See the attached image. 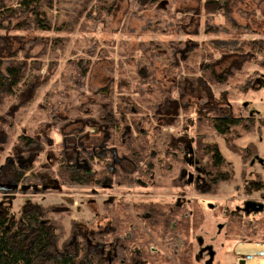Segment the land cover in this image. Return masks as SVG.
Segmentation results:
<instances>
[{
	"label": "rangeland",
	"instance_id": "obj_1",
	"mask_svg": "<svg viewBox=\"0 0 264 264\" xmlns=\"http://www.w3.org/2000/svg\"><path fill=\"white\" fill-rule=\"evenodd\" d=\"M19 1L4 4L13 8ZM45 1L50 4H43L42 17L54 24L49 32L28 28L25 18L13 19L8 31L0 30V38H21L9 39L13 52L18 51L15 60H35L23 81L32 75L49 78L33 99L22 104L16 100L21 85L0 92V183L17 184L11 192H0V208L7 207L10 218L21 220L26 206L61 205L62 214L55 218H62L65 237L71 223L79 232L109 233L107 259L119 249V242L129 239L131 229L149 233L151 208L164 215L170 206L197 203L207 216L201 221L198 214L189 218L191 264H234L233 242L260 236L264 211H238L228 215V221L225 215L242 201L254 203L261 192L246 196L235 190L241 161L215 137L221 154L238 173L223 183L228 185L223 194L222 190L216 194L233 200L213 199L216 195L209 193L191 146L198 135L214 136L208 117L264 118V1L259 5L244 0L222 14H207L205 0H157L146 5L137 0ZM18 23L22 31L14 30ZM240 47L252 57L241 68L227 70L226 61L218 62L224 53ZM3 61L4 68L9 60ZM202 91L214 97L216 109L205 102ZM166 97L178 100L181 110L176 126L160 128L151 113ZM103 109L118 123V130L108 131L111 140L105 148L86 151L81 140L101 129L87 124L102 123ZM19 136L32 137L33 146L18 144ZM170 136L186 137L182 151L167 148ZM249 136L260 139L243 133L234 144L243 147ZM121 153L137 166L123 162L127 169L123 173ZM22 168L29 171L20 179ZM73 171L83 172L88 181L77 185L70 180ZM150 193L155 197H147ZM158 219L155 225L163 230L164 221ZM113 224L117 231H112ZM64 247L73 249L72 244ZM160 249L171 264L176 263L161 244Z\"/></svg>",
	"mask_w": 264,
	"mask_h": 264
},
{
	"label": "trees",
	"instance_id": "obj_2",
	"mask_svg": "<svg viewBox=\"0 0 264 264\" xmlns=\"http://www.w3.org/2000/svg\"><path fill=\"white\" fill-rule=\"evenodd\" d=\"M155 1L157 0H137L140 5L150 4ZM243 1L205 0L203 6L207 14L210 12L222 14ZM254 1L260 5L264 0ZM43 4H50V2L45 0H21L16 7L7 8L4 0H0V30L8 31L13 19L19 20L25 18L29 24L28 28L41 30L44 33L49 32L53 29L54 24L51 20L42 17ZM4 23H8V25L4 26ZM15 26L14 30H23L19 26V23ZM10 38H13L15 41L21 40L18 36ZM10 38H0V92H10L13 88L21 85V92L16 95V100L18 104H22L33 99L37 88L47 82L49 78L44 77L45 75H32L28 80L23 81L25 70L31 68L35 60L30 62L23 61L22 58L15 60L18 51L13 52L9 42ZM33 39L38 42L42 41L41 38L37 37H33ZM263 44L264 42L261 41V45ZM19 45L20 47L17 50L23 49L21 43ZM25 57H27L26 50ZM4 58L8 59L9 63L3 68L5 64ZM251 58V54H247L240 47L238 52L224 53L218 62L222 63L226 61L227 70L239 69L242 65L249 62ZM39 68L40 65L33 67L35 72H38ZM2 70L4 74L1 73ZM206 79V81L210 82V78ZM102 92L105 93L106 90L104 89ZM210 108L216 109L214 106ZM180 110L181 104L178 100H171L166 97L161 103L153 107L151 117L156 123L160 124V128H162L161 126L174 127L176 126V117H178ZM106 111V109L101 110V117L102 120H106L105 124L109 125L110 130H106V127L102 125L104 121L100 124L99 122L87 124L88 127L100 126L101 129L98 130L97 135H90L89 137L87 136L86 140H81L82 146L84 149L86 148V151L87 148L89 150L92 149V151L94 149L98 151L100 148H105L104 146L111 140V134L108 131L118 130V123H113L114 121L109 118L110 113L108 114ZM208 119L214 136H196L193 139L191 149L195 162L205 172V183L209 193L216 195L221 184L229 183L235 177L233 164L227 161L221 154L215 137L223 140L225 148L236 155L241 161L240 184L235 187V190L241 191L246 196L262 192L264 183L261 175L258 172L249 171V162L258 154L256 147L251 143L245 147H238L234 142L240 139L243 133L260 135L261 128L264 127V118H256L254 115L242 117L222 114L208 117ZM145 121H142L143 125H147ZM78 138L80 140V136ZM17 140L18 144L22 143L26 148L32 147V143H34L32 137L19 136ZM186 141V137L174 138L170 136L167 148L176 149L179 147L182 151ZM16 148L18 147H14L13 150H16ZM83 148L80 147L82 151H84ZM121 154L122 159L119 160V168L123 173L127 170L123 162H127L128 165L137 166L136 162L132 161L130 157L126 158L123 156V153ZM109 155L113 159L114 150H110ZM28 171V168H22L18 174L19 178L21 179V174ZM70 180L77 185H84L88 181L86 174L75 171L71 173ZM217 206L220 208V203H217ZM61 208L64 207L56 204L45 208L40 205L26 206L21 220L10 218L7 207L0 208V264H171L167 259V255L152 242L150 232L144 235V232L140 231V229H131L129 239L119 242V249L117 247L114 252L109 254V258L106 259L104 252L105 249L107 251L109 249L107 241L109 233L97 231L89 234L83 229L79 232L74 229V223H71L70 234L65 237L61 222L62 218H55V215L60 216L62 214ZM196 214L199 215L200 221L206 215L204 211H199L197 203H182L179 206H170L167 213L164 214L165 218L163 221L165 227L163 228V235L166 241L163 248L169 256H173L176 259L175 264L192 263L193 244L190 233L193 231L189 229L191 227L189 218H195ZM238 214V211L231 209L230 214L226 213L225 218L228 215L233 216ZM229 219L227 218V221ZM119 224L118 222V227L120 228ZM112 231H117L115 224L112 226ZM69 244H72V250L64 247ZM58 245L62 247L58 248Z\"/></svg>",
	"mask_w": 264,
	"mask_h": 264
},
{
	"label": "crops",
	"instance_id": "obj_3",
	"mask_svg": "<svg viewBox=\"0 0 264 264\" xmlns=\"http://www.w3.org/2000/svg\"><path fill=\"white\" fill-rule=\"evenodd\" d=\"M257 81L260 83L261 79H257ZM241 139H242V137L236 141L237 144H239V142H240ZM250 139L251 140H249L243 147H245L249 143L254 144V146L257 149L258 154L255 156V158H253L249 162V171L260 173L261 174V177H262V180H263V183H264V127L261 128L260 139H257L255 137H253V138L250 137ZM254 159H255V161H254ZM256 159H258V160H256ZM234 166H235V164H234ZM235 173H236V175L238 173V170H237L236 166H235ZM235 177H234V179H235ZM224 187H228V185L222 184L220 186V188L218 189V191L219 190H222L221 191L222 194H223V188ZM218 195H216L215 197H213V199H215L217 201L230 200L231 199V198H228V197H225L224 199H221ZM147 197L152 198V197H155V196L153 195V193H150ZM207 198H210V197L208 196ZM232 200L233 199H231L230 201H232ZM151 202H153V200H151ZM246 202H247V200L242 201V205L241 206L234 205L235 206L234 210L235 211H243V205ZM255 203L261 204L262 205V209L260 211H264V189L259 194V199L257 201H255ZM151 209H152V211H151L152 217L151 218H153V220L151 219L152 222H151L150 227H149L150 228V231L149 232H150V236H151L152 242L157 247L160 248V244L162 246L165 244L166 238L164 237L163 230L160 229L159 225L158 226L155 225V220L158 222L159 221L158 218L164 219L165 218V215L156 214V211H153L154 210L153 208H151ZM153 223H154V225H153ZM254 234H255V232L253 233V235ZM247 237L249 239V241H247V242H244V241H238V242L237 241H234L233 244H232V247H231L232 248V251L231 252H232V255H233L232 259L234 260V264H236V260H237V258H238L239 255L251 253V252H254L256 250V247L251 245L252 243L264 242V229L261 228L260 236H258V237L255 236L256 238L254 240H250V237L251 236H247ZM240 243H244V244H241L240 245Z\"/></svg>",
	"mask_w": 264,
	"mask_h": 264
},
{
	"label": "built area",
	"instance_id": "obj_4",
	"mask_svg": "<svg viewBox=\"0 0 264 264\" xmlns=\"http://www.w3.org/2000/svg\"><path fill=\"white\" fill-rule=\"evenodd\" d=\"M251 245L255 246L256 250L251 253L239 255L236 260L237 264H264V242L252 243Z\"/></svg>",
	"mask_w": 264,
	"mask_h": 264
},
{
	"label": "water",
	"instance_id": "obj_5",
	"mask_svg": "<svg viewBox=\"0 0 264 264\" xmlns=\"http://www.w3.org/2000/svg\"><path fill=\"white\" fill-rule=\"evenodd\" d=\"M17 188V184H5V183H0V192L6 193V192H11L14 189ZM262 209L261 204L253 203V202H246L243 205V211L246 213H249L251 211H260Z\"/></svg>",
	"mask_w": 264,
	"mask_h": 264
},
{
	"label": "flooded vegetation",
	"instance_id": "obj_6",
	"mask_svg": "<svg viewBox=\"0 0 264 264\" xmlns=\"http://www.w3.org/2000/svg\"><path fill=\"white\" fill-rule=\"evenodd\" d=\"M202 96H205V99H206L205 102L209 105V107H213V106L215 107L217 102L215 101L214 97H212L210 95H205L203 91H202Z\"/></svg>",
	"mask_w": 264,
	"mask_h": 264
}]
</instances>
